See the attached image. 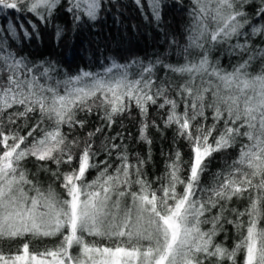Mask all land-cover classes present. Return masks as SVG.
<instances>
[{
	"label": "snow or ice",
	"instance_id": "snow-or-ice-1",
	"mask_svg": "<svg viewBox=\"0 0 264 264\" xmlns=\"http://www.w3.org/2000/svg\"><path fill=\"white\" fill-rule=\"evenodd\" d=\"M134 3L150 23L163 19L164 0ZM104 6L0 0V12L45 24L62 10L73 26ZM185 11L183 43L168 42L174 61H112L95 73L32 60L19 48L27 28L0 30V264H264V0H189ZM133 110L143 156L107 131ZM93 114L100 125L74 135ZM151 129L172 130L174 150L149 178ZM226 225L231 247L217 241ZM35 241L55 243L37 252Z\"/></svg>",
	"mask_w": 264,
	"mask_h": 264
},
{
	"label": "trees",
	"instance_id": "trees-1",
	"mask_svg": "<svg viewBox=\"0 0 264 264\" xmlns=\"http://www.w3.org/2000/svg\"><path fill=\"white\" fill-rule=\"evenodd\" d=\"M188 2L189 0H164L163 19L159 24L145 20L134 0H105L104 9L98 20L77 23L75 26L72 24L71 16L62 10L47 24L38 22L28 13L4 10L0 12V30L7 29L11 24L19 32L20 25H23L32 33V38L22 40L19 45L20 51L35 61H54L68 75H74L81 70L103 72L112 61L125 64L135 59L148 60L158 55L168 56L169 60L174 61L176 57L170 55L174 49L168 42L175 38L183 43L181 32L185 24V8ZM145 11H147L146 6ZM32 24H36L35 30L32 29ZM57 28L62 30L59 37L56 35ZM4 34L7 35V33ZM221 62L227 66L228 58L223 57ZM153 116L155 113L150 112V117ZM138 119L133 110L131 116L126 114L124 117H118L116 123L107 131L109 135L122 132L129 152L143 156L146 145L138 141ZM100 123L99 117L93 114L87 118L85 129H77L73 134L82 138L84 132L92 130ZM150 135L153 144L151 146L152 161L147 166L149 178L159 175L164 170L165 154L174 150L172 130H167L161 137L158 132L151 129ZM99 140L100 137H97V143ZM176 147H179L187 160L189 149L186 144L179 141ZM231 155L235 156V152ZM222 163L221 155L217 154L209 165L210 171H216ZM28 167L32 168L33 164L29 162ZM66 170L67 166H62L61 171ZM94 175L95 172L91 173L89 179ZM41 176L43 177V174ZM204 179L207 181L209 175L206 174ZM55 187L57 191L60 190L58 183ZM245 204L246 201H241L237 207H243ZM226 227L228 228L227 239L224 238V234H221L217 237V241L224 240L225 244L231 247L238 237L231 225ZM54 243V241H35L30 247L38 252L45 247H52ZM4 247L5 250L8 249L7 244Z\"/></svg>",
	"mask_w": 264,
	"mask_h": 264
}]
</instances>
